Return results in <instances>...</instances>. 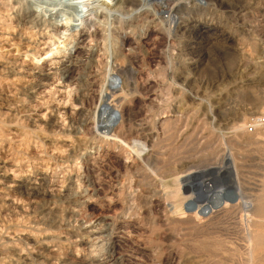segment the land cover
<instances>
[{
  "label": "rangeland",
  "instance_id": "374dc122",
  "mask_svg": "<svg viewBox=\"0 0 264 264\" xmlns=\"http://www.w3.org/2000/svg\"><path fill=\"white\" fill-rule=\"evenodd\" d=\"M240 1L250 8L245 16L229 10L238 0H205L207 6L192 14L198 24L223 28L236 38L234 46L223 48L215 43L201 50L205 59L199 73L192 75L194 67L190 63L196 59L188 42L192 36L187 33L183 39H168L157 32L159 26L149 24L153 17L123 24L118 27L117 37L108 43V32L105 36L102 32L106 28L101 30L96 22L77 31L65 26L68 14L48 0H0V167H6L8 174L4 186L31 179L41 182L44 191L42 197L32 201L0 193V263L5 259L9 264L45 261H34L36 252L54 264L66 256L76 257L77 261L109 257L106 264H187L190 258L202 264L247 261L242 251L245 241L235 221L244 214L241 206L248 198L257 197L256 206L264 198V141L229 139L225 134L229 130L219 123L255 107L264 116V64L253 69L254 62L264 60V0ZM50 8L57 10L48 12ZM129 9L125 8L124 13ZM126 33L140 40L139 44L121 49L116 42ZM71 41L74 49L59 50L72 45ZM68 55L78 58L71 71L63 74ZM111 57L128 67L115 78L107 72ZM35 72L45 78L33 80L30 74ZM35 80L42 81L41 85L33 92V99L25 102L28 105H22L19 97L30 91ZM247 80H252L250 87L243 85ZM110 83L120 85L119 89L108 90L110 99L105 104H113L111 97H122L116 104L120 113L113 121L116 134L124 133L119 139L125 141L127 151L123 154L102 140L106 137L100 126L84 122L98 120L99 115L94 114L101 103L100 88ZM9 104L11 112L2 109ZM80 107L84 115L79 114ZM51 111L58 113V126L49 122ZM129 113L135 125L149 123L154 137L147 145L143 130L136 129L135 136H130L128 127H121ZM163 117L169 120L167 129L155 124ZM250 117L245 127L249 131L257 119ZM84 143L90 146L89 157L83 149L76 150ZM102 143L108 144L98 145ZM228 152L238 166L241 199L226 194L228 199L224 198L231 202L225 209L228 212L216 211L208 219L198 214L199 223L186 209L179 212L181 215L175 214L171 190L162 189L154 178L176 170L187 175L216 167ZM89 164L97 174H92ZM150 165L153 170L160 168L159 174L146 170ZM42 176L45 180H38ZM147 177L154 178L148 181ZM129 183H133L131 188ZM122 186L126 188L121 190ZM222 186L224 191L230 190L228 184ZM128 206L134 207L133 214ZM96 221L102 225L90 238L81 225ZM237 228L238 233L234 231ZM34 238L49 245V250L36 249L30 240ZM218 239L230 241L224 245L223 255L203 252L202 245L213 247ZM110 241L117 244L112 256L108 253ZM234 250L243 253L238 255ZM16 252L29 255V260L18 261Z\"/></svg>",
  "mask_w": 264,
  "mask_h": 264
},
{
  "label": "bare ground",
  "instance_id": "6f19581e",
  "mask_svg": "<svg viewBox=\"0 0 264 264\" xmlns=\"http://www.w3.org/2000/svg\"><path fill=\"white\" fill-rule=\"evenodd\" d=\"M30 1H32V0H30ZM40 2L43 3V2H46V0H40ZM47 3H50L51 6H53V7H59L60 10L66 12L68 14V17L65 19L66 21L64 24H65V26L71 27L72 31H77L79 29H82V27L90 25L93 22L98 23L99 26H101V28H102L101 30H104L103 27L106 28L102 32L103 33H105V31L108 32L107 35H106V33L104 34V36L106 35L105 37H106V40H108V43H109V41H111L109 39H114L115 37H117L118 27L121 28L123 24H128V23H130L132 21L134 22L136 20H139V22L143 21V20L147 21V19L151 18V17H153V19L151 21H148L149 24L150 25L152 24V26L154 28H157L159 26V29H157L158 30L157 32H160V34L161 33L165 34V36L168 39H171V40H173L175 38L183 39V37L188 33V34H190V36H192V39L188 42L190 45H192V50L196 53V59L190 63L194 67L193 69H191L192 75H196V73H199L198 72L199 66L201 65V63H203V61L205 59V56L202 55L201 50H203L206 46H208L209 44L213 45L215 43H218V44L220 43V44H222L223 48H226V47L232 46L233 43L236 41L235 37H233L232 35H229L221 27L220 28L222 30L219 29L218 27H215V26L213 27L211 25H206V24L204 25V24H200V23L198 24L196 22V20H192V18H193L192 14L194 13L195 10H197V8L207 6L205 4V0H48ZM245 4L246 3L243 4L242 1L238 0V2L236 4H234V6H232V7L229 6V10H231L230 12H232V13L234 12V13H238V15H240V16H245L248 13L247 11H249V9H250L249 7L245 6ZM125 8H130V9H129V11L124 13ZM134 8H135V10H133ZM41 9H42V7H41ZM56 10H57L56 8H54V9L52 8L51 10H48V12H52V11H56ZM38 11H40V10H38ZM42 13H43V11H42ZM124 14L127 17L126 16L124 17ZM106 17L108 19H106ZM49 23H51V22H49ZM115 23H118V25L115 26ZM88 33H90V32H88ZM128 34L129 33H126L125 35H123L120 38V42L117 43L115 41L116 44H120L121 49H124L125 46L130 47L132 45L139 44V42H140V40H135L134 38H131V37L129 38ZM71 40H73V39L71 38ZM71 42H72V45L68 44L67 47L64 46V47H61L60 49L58 47V49L61 50V52L70 51L71 46H72V49H74L75 43H74V41H71ZM68 48H70V49H68ZM75 56L68 55V57H66L64 62L67 64L65 67L64 66L62 67L63 71H64L63 74L70 72L72 67L76 64L75 60L78 58V56L76 58H75ZM118 61L114 60V58L111 57L107 63V72L111 78L112 77L115 78L116 75H119L116 73H120V72L123 73V71H125L126 68H128V67H125V66L119 64ZM262 64H264V60H260L259 62H254L253 69L255 66L262 65ZM238 70H241V73L244 72L241 68H239ZM129 71H131V70L129 69ZM30 76L33 78V80L45 78V75H43L40 72H35L33 74H30ZM181 78H183V77L181 76L180 79ZM40 82H42V81L35 80V83L33 84V87L30 89V91L29 92L26 91L25 94H22L19 97L20 103H22V105L25 102H27L28 100L33 99V94H34L33 92L37 91V88L39 87V85H41ZM251 84H252V80H247V82L243 85L250 87ZM109 85L106 86L105 84H103V86L100 88L101 92H99V93H100L101 99L100 98H98V99L101 100L100 101L101 103L97 107V111L94 114L95 117H97L99 115L98 120H96L95 118H93V121L85 119L84 122L87 123L90 121L91 123L93 122L94 125H96L98 127L100 126L99 128L102 129V131L106 137V139L102 138V140L103 141L106 140L104 142H109L112 147L119 149V152H118L119 154H123L124 150H126L123 147L124 146L123 143L125 141H123V143H122V141H120L119 139H120V135L122 137L124 133L122 131V132H120V135L116 134V125H115L116 121L115 122L113 121L114 117L120 113V111L118 110V107H117L118 105H116V104H117V102L121 103L120 101L122 100V97L121 96H119V97L114 96L115 98L111 97L112 99H114V100H112L113 104H111V105L105 104V103H107V102H105V100L110 99V98H108V94H110V93H107L108 90H110L111 88L119 89L120 85H118V86H115L113 84H111L110 86ZM233 87H235V86H233ZM26 105H28V104H26ZM121 106H122V104H121ZM10 107H11V105L9 104L8 106L6 105V107L2 108V109H4L5 111L11 112L12 109ZM119 108H120V106H119ZM64 109H65V107H64ZM56 111L50 112L49 122L58 126L60 124V122H59V119L57 118L58 113H56ZM78 112L81 115H84V113H85V111H83V109H81V107L78 110ZM262 115H263V111H261L258 107H255V108L249 109L247 111V114L244 113V114H241L240 116L237 114H234L227 119L219 120V123L221 126L226 128L225 130H229L227 133H225L226 137L229 139L241 140V141H245V142H249V141L250 142H260V141H264V131H263L264 129H262V128L259 129V127L255 125V129L257 128L258 131H257V133H255L254 135L251 136V135H248V133H252L253 130H251V131L246 130L247 128H245V127L249 121L247 119V116L257 117L256 120L254 118V120H255L254 124H255ZM126 117H127V119L124 118L123 120H125V119L126 120L121 122V127L122 128L128 127L127 129H129V131L131 132L129 134L130 136L131 135L133 136L135 134L136 129L143 130L144 133H146V135H147L146 136L147 137L146 142L145 143L143 142V143H144V145H147L148 142L151 141L154 137L150 133L149 123L146 122V123H142V124L140 123V124L135 125L136 120L134 119V117H132L131 113H129V115ZM252 117H250V118H252ZM155 124L162 126L163 127L162 129H164V128L167 129L168 124H169V120L165 117L159 118L158 120H156ZM117 133H119V132H117ZM110 136H111V138H110ZM81 140L82 139L79 138L80 143H81ZM154 140H155V138H154ZM95 142H96V140H95ZM143 143H140V144H143ZM85 144L86 143H84V145H78L76 150L81 151V149H83L84 155L86 157H89L90 146L88 144H86V145ZM103 144H108V143H102V144H98V145H103ZM94 146H97V145H94ZM103 146H105V145H103ZM127 147H130V144L128 146L126 144V148ZM136 148H137V146H136ZM136 150H138V149H136ZM136 150H135V153H136ZM128 151H130V150L128 149ZM97 154H98V151H97ZM129 154L131 155V151ZM82 155H83V153H82ZM137 155H140L139 150H138ZM152 155L153 154H151L149 157L153 158ZM129 158H132V156ZM155 164H157V163L155 162ZM89 167L91 169L92 174H94V175L97 174V170L95 169L94 166L90 165ZM153 169H154V167L152 165L151 167H149V169H146V170H150V171L155 172L156 169L155 170H153ZM180 169H181V167H180ZM158 170H156V171L159 174ZM161 171H163V170H161ZM143 173H145V175H146L147 171H145ZM183 173L184 172H181L180 170H176V171L171 172V173L167 172V174L165 173L164 176H160V174H159V176L154 175V177L155 176L156 177L155 178L153 177L154 180L156 179V181L158 183H160L159 185H161V188L162 187L164 189L169 188L171 190L170 191L171 196L170 195L169 196L174 201L173 204L176 203L175 206H173L175 209V214L179 213V212L182 213L183 209H186V212L193 214V217L195 218L196 222L199 223L201 221V219H200V217L199 218L197 217L198 214H199V216L202 215V219L203 218L208 219L210 217L212 218L216 211L217 212L222 211V210L224 211L227 207H229L231 202L229 201L230 203H228V201H226V199H228L227 198L228 195L225 197L226 194L229 193V196L232 195L235 198L241 199L242 188H241V184L239 182L238 166L236 164V161L233 158V155L229 152L223 158L222 163H220V165H218L216 167L206 168L205 170L200 171L198 173H194V174L193 173L192 174L187 173V175H185V173L184 174ZM153 174L154 173H152V176H153ZM7 175L8 174H7L6 167H0V193L3 195V197H13V196L19 195V196H22V198L25 197V200L27 199L28 201H32V200L39 199L40 197H42L44 195V191L41 189V182L38 181L39 182L38 183L36 181H32L31 179L26 181V182H23V181L14 182L11 185L4 186L5 185L4 182L7 180ZM142 176L144 177V175H142ZM127 178H128V176H127ZM148 178H150V177H147V180H148ZM153 178H150V179H153ZM142 179L143 178L141 177V181H142ZM38 180L43 181V180H45V177L42 176ZM143 181H145V180H143ZM129 184L130 185H128V187L131 188L133 183H129ZM150 184H151V180H150ZM226 184H228L227 187H229L231 191L230 190L224 191L221 188V187H223L222 185H226ZM125 188H126L125 186H122L121 190H123ZM165 191H167V190H165ZM228 191H230V192H228ZM167 194H168V192H167ZM183 194H188V196H186V195L183 196ZM236 200H238V199H236ZM236 200H234V201H236ZM257 200H258L257 197H253L251 199L248 198L245 202H243V204L241 206V208H242L241 211L244 214L241 215L240 220L238 222L235 221L237 223V225H239L238 226L239 230L242 233V236H243L244 241H245V244L242 245V246H244V250H242V251H244L245 255L247 256V259H246L247 261L244 262L243 264H264V198L260 199V202H258V204H259L258 206L255 205ZM185 202H186V204H188L187 207H184ZM197 203H200L201 206L197 205ZM234 205H235V203H234ZM133 208H132V206L131 207L128 206V210H130L132 212V214L134 213L132 210ZM227 212L228 211H226V213ZM238 213H240V212H238ZM216 214L218 215L219 213H216ZM222 214H223V212H222ZM219 215L221 216V214H219ZM217 217L218 216H216V218ZM198 223H196V224H198ZM233 223H234V221H233ZM52 225H54V224H52ZM55 225H57V224H55ZM101 225H102L101 222L96 221V224L94 223L92 225H85V224L81 225L82 226L81 230L84 231L88 237L95 236L96 235V232H95L96 227L101 226ZM234 231H237V233H238V228ZM242 236H241V240H243ZM30 240L35 245L36 249L40 248L39 249L40 251H43V250L48 251L49 250V245L45 244L44 242H41L35 238L30 239ZM228 241H229V239H226V240L218 239L215 242V244L213 245V247L209 246V245L208 246L202 245L201 247H203L204 253L205 252L209 253V254L215 253L216 255L220 256V254H222V255L224 254L221 251L224 248V245H226L228 243ZM107 245H108V249H109L108 253H110V254L117 247V244L115 241H110L107 243ZM238 250H240V249H238ZM52 252L56 253L55 251H52ZM52 252H51V255L55 256V254ZM235 253L236 254L240 253V255H241V253H243V252L238 251V253H237L235 251ZM16 254L18 256V259H17L18 261L25 263L26 261L29 260V255H27V254L19 253V252H16ZM34 255L37 257L36 259H34V261H36L37 259H42V260L44 259L45 260V261H41V262L39 261L40 262L39 264H54V263L49 262L48 259H45V257L38 256L37 252L34 253ZM44 255H45V253H44ZM112 255H113V253L111 254V256ZM233 255H235V254H232V256ZM229 256H231V255H229ZM246 256H244V257L246 258ZM241 257H243V256H241ZM75 258L73 256H66L63 259H59L56 264H106L109 260V257L107 259L106 258L85 259L83 261H77ZM232 258L234 259V257H232ZM236 258H237V260L239 259V261L241 260L239 256ZM228 259H229V257H228ZM243 260L244 259H242V261ZM236 261H234V263ZM239 261H238V263H242V261L241 262H239ZM225 262H227V260ZM0 264H9V262L7 259H5L4 261H1ZM187 264H202V262L201 263L198 262L196 260V258H190L188 260ZM230 264H231V261H230Z\"/></svg>",
  "mask_w": 264,
  "mask_h": 264
},
{
  "label": "built area",
  "instance_id": "2783aa9c",
  "mask_svg": "<svg viewBox=\"0 0 264 264\" xmlns=\"http://www.w3.org/2000/svg\"><path fill=\"white\" fill-rule=\"evenodd\" d=\"M255 125L258 126L259 128L264 129V116H261L258 119V121L255 124H253L252 127H250V129L255 130Z\"/></svg>",
  "mask_w": 264,
  "mask_h": 264
},
{
  "label": "water",
  "instance_id": "95a60500",
  "mask_svg": "<svg viewBox=\"0 0 264 264\" xmlns=\"http://www.w3.org/2000/svg\"><path fill=\"white\" fill-rule=\"evenodd\" d=\"M189 208V207H188Z\"/></svg>",
  "mask_w": 264,
  "mask_h": 264
}]
</instances>
